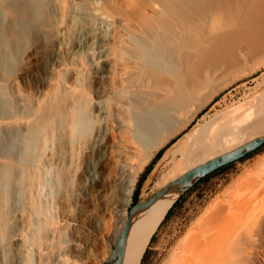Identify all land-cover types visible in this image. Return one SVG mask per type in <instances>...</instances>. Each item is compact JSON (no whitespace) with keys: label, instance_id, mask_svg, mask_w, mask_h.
Segmentation results:
<instances>
[{"label":"bare ground","instance_id":"obj_1","mask_svg":"<svg viewBox=\"0 0 264 264\" xmlns=\"http://www.w3.org/2000/svg\"><path fill=\"white\" fill-rule=\"evenodd\" d=\"M115 1L119 10L132 9L138 20L130 23L111 0H70L66 25L60 26L65 42L59 56L41 46L56 29L60 0H0V264L65 263L61 228L77 218L68 213L60 222L53 207H45L50 189L40 179L65 157L57 152L60 145L71 156L95 153L98 161L114 154L121 194L116 202L129 204L137 170L174 133L171 120L183 100L215 74L264 53V0H151L146 6L139 0ZM109 29L111 40L106 38ZM33 51L40 70L34 82L47 84L37 92L24 87ZM110 58L117 63L113 72L105 66ZM91 73L101 80L95 90L89 84ZM16 74L24 79L22 85ZM111 74L114 84L106 86L102 81ZM89 109L93 115L88 118L97 122L91 144L79 138ZM217 119L198 122L175 143L161 174L163 183L255 136L245 131L263 123L264 91L245 113ZM89 159L84 180L93 184L97 173ZM249 172L234 189L213 199L164 264H236L240 252L251 263L254 245L262 241L254 226L264 224V173ZM26 181L28 197L23 196ZM179 193L135 219L122 264L139 263ZM27 211L31 219L19 224ZM122 214L118 234L127 217Z\"/></svg>","mask_w":264,"mask_h":264},{"label":"rangeland","instance_id":"obj_2","mask_svg":"<svg viewBox=\"0 0 264 264\" xmlns=\"http://www.w3.org/2000/svg\"><path fill=\"white\" fill-rule=\"evenodd\" d=\"M60 1L63 8L61 14L57 15L54 20L56 29L51 30L41 46V49L47 53L53 52L54 54L59 52V56L64 51L65 42V34L62 36L60 26L66 25L64 17L67 15L68 10L65 5L70 0ZM111 1L113 2L112 6L119 10L118 8L120 7L116 1ZM150 1L139 0V4L146 6ZM120 10L130 23L138 20L137 14L132 9ZM68 24L69 22L67 21V26ZM58 36L60 37L59 42L57 40ZM106 38L111 40V29L107 30ZM35 52L33 51L29 66L31 69H29L30 72L28 73L29 83H24V87H27L32 92L47 88V84L38 86L34 82L36 74L40 72L36 65L37 59L35 58L38 54L34 55ZM105 66L111 72L117 69V63L113 58H110ZM48 78L50 79V74ZM15 80L19 85H22L24 81L18 74H16ZM65 80L67 82L72 80L71 73L65 74ZM100 81L94 73H91L89 78L90 88L95 90ZM114 81L115 77L111 74L107 77V80L105 79L102 82L106 86H111ZM263 91L264 53L240 63L238 67L231 71H221L219 74H215L199 90L187 96L183 100L181 108H178L176 116L172 117L171 123L175 130L174 133L137 170L129 204L122 205L116 202L121 194L119 192L120 186L116 172V156L114 154L109 153L102 156L98 161L95 153L89 156L81 153L71 156L68 147L64 144L60 145L59 149L57 148V152L61 155L65 154V157L61 162L51 164V170L46 167L47 170L42 172L40 179L42 181L46 180L50 189L45 195V207H53L60 222L65 219V215L68 213L73 214L77 218L75 224L69 227L62 226L61 228L62 246L66 250L64 254L66 261L63 264H105L114 247L112 240L114 236L117 237V229L121 226L122 212L125 211L128 214L142 173L158 150L173 139L145 176L139 188V200L149 197L165 184L161 181V174L166 169L167 162L171 156V149L186 133L200 122L204 123L215 118H218L217 121H223L234 117L235 114L238 117L245 113L250 104H256L259 101L260 94ZM196 105L200 107L193 111L190 107ZM245 107L246 109H244ZM229 113L230 115L227 116ZM220 114L224 115L220 116ZM91 115H93V111L89 109L85 116L88 122L85 119L82 120L81 123L83 125H80L81 130L79 132L80 140L88 144L93 142L97 132V122L93 118L92 120L88 118ZM254 132H256L255 136L264 133V120L262 124L254 127L249 126L245 131L248 135ZM89 158H91L97 173V180L93 184H88L84 180V178L88 177L86 170L89 169ZM136 160H138V157H136ZM248 171L253 173L257 171L259 174L264 173V145L248 155L210 172L206 177H203L200 181L198 180L186 190L169 207L158 222L157 228L149 239L138 264H164L166 259L170 257L169 253L174 251L178 242L204 212L206 207L212 203L213 199L222 197L224 193L232 190V188L234 189L235 182L240 179L239 177L242 178L248 174ZM57 173L59 174V180H56ZM26 182L28 184L23 192L24 197L31 195L30 183L29 181ZM260 215V218L262 217L261 222H263L264 213ZM31 217V213L27 211L18 222L19 224L26 222ZM254 229L259 231V238L262 241L259 245H254L257 250L253 252L250 264H264V224H256ZM251 246L253 245L250 244L249 247ZM240 253L236 264H246V254L244 252ZM14 256L12 254L10 257L12 262H15Z\"/></svg>","mask_w":264,"mask_h":264},{"label":"water","instance_id":"obj_3","mask_svg":"<svg viewBox=\"0 0 264 264\" xmlns=\"http://www.w3.org/2000/svg\"><path fill=\"white\" fill-rule=\"evenodd\" d=\"M263 145L264 133L256 135L231 149L218 153L190 167L183 173L167 181L162 187L154 191L149 197L133 203L129 208L125 222L121 227L117 239L114 242V247L111 250L105 264H122L133 222L140 214L148 210L153 204L163 200L165 197L176 192L177 190H180L179 196L177 197L178 199L195 182L210 172L248 155L250 152L257 150Z\"/></svg>","mask_w":264,"mask_h":264},{"label":"trees","instance_id":"obj_4","mask_svg":"<svg viewBox=\"0 0 264 264\" xmlns=\"http://www.w3.org/2000/svg\"><path fill=\"white\" fill-rule=\"evenodd\" d=\"M173 141V139L168 142L165 146L161 147L158 152L156 153V155L154 156V158L151 160V162L146 166L144 172L142 173V177L139 181V185H138V189L136 190L135 194H134V197H133V203L137 202L139 200V197H138V194H139V188L145 178V176L147 175V173H149V171L152 169L153 167V164L155 163V161L161 157V155L163 154L164 150L166 149V147ZM218 169V168H217ZM217 169H215L214 171H216ZM208 175V174H207ZM206 175V176H207ZM204 176V177H206ZM202 179V178H201ZM199 179V181L201 180Z\"/></svg>","mask_w":264,"mask_h":264}]
</instances>
